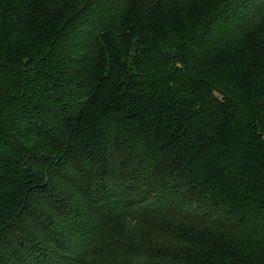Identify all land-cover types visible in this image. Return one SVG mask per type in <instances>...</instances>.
I'll list each match as a JSON object with an SVG mask.
<instances>
[{
  "label": "trees",
  "instance_id": "1",
  "mask_svg": "<svg viewBox=\"0 0 264 264\" xmlns=\"http://www.w3.org/2000/svg\"><path fill=\"white\" fill-rule=\"evenodd\" d=\"M0 264H264V0H0Z\"/></svg>",
  "mask_w": 264,
  "mask_h": 264
}]
</instances>
